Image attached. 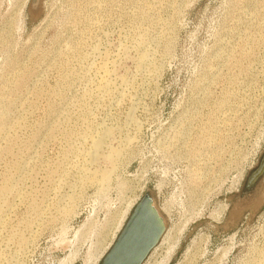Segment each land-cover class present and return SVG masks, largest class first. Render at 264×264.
Returning <instances> with one entry per match:
<instances>
[{"label":"rangeland","instance_id":"1","mask_svg":"<svg viewBox=\"0 0 264 264\" xmlns=\"http://www.w3.org/2000/svg\"><path fill=\"white\" fill-rule=\"evenodd\" d=\"M263 155L264 0H0V264H100L147 193L143 264H264Z\"/></svg>","mask_w":264,"mask_h":264},{"label":"water","instance_id":"2","mask_svg":"<svg viewBox=\"0 0 264 264\" xmlns=\"http://www.w3.org/2000/svg\"><path fill=\"white\" fill-rule=\"evenodd\" d=\"M264 175V155L250 174L246 189L250 190ZM165 231V222L151 194H145L132 210L115 243L100 264H143L157 246Z\"/></svg>","mask_w":264,"mask_h":264},{"label":"bare ground","instance_id":"3","mask_svg":"<svg viewBox=\"0 0 264 264\" xmlns=\"http://www.w3.org/2000/svg\"><path fill=\"white\" fill-rule=\"evenodd\" d=\"M100 146H101L100 143H98V144L95 145V149H94V152H93V154H92L93 157L97 155V151L100 149ZM99 151H100V150H99ZM99 151H98V152H99ZM116 154H117V153L113 152V153H112V157L115 156ZM263 200H264V194H263V196H262L258 201H256V206H257V205H260V203H261ZM135 206H136V205H135ZM155 207H156V206H155ZM255 208H256V207H255ZM235 212H237V210H236ZM159 213H160V212H159ZM238 213H239V212H238ZM236 214H237V213H236ZM235 216H236V215H235ZM237 216H238V215H237ZM164 222H165V221H164ZM165 233H166V224H165V231H164V234L162 235V237H161L159 243L157 244V246L151 251V253L149 254V256L152 255V254L158 249L159 244L161 243V241H163L164 237H166V236H165ZM118 236H119V235H118ZM115 241H116V240H115ZM114 243H115V242H114ZM114 243H113V244H114ZM112 246H113V245H112ZM112 246H111V247H112ZM110 249H111V248H110ZM110 249H109V250H110ZM107 253H108V252H107ZM107 253H106V254H107ZM106 254H105V255H106ZM149 256H148V257H149ZM104 257H105V256H104ZM104 257H103V258H104ZM101 261H102V260H101ZM144 262H145V261H144ZM144 262H143V263H144Z\"/></svg>","mask_w":264,"mask_h":264}]
</instances>
